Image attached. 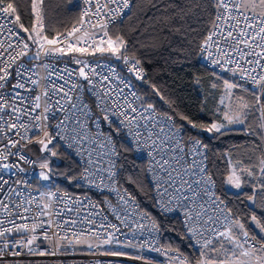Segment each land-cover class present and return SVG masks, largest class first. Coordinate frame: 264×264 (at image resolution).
Here are the masks:
<instances>
[{"label":"snow or ice","instance_id":"snow-or-ice-1","mask_svg":"<svg viewBox=\"0 0 264 264\" xmlns=\"http://www.w3.org/2000/svg\"><path fill=\"white\" fill-rule=\"evenodd\" d=\"M26 2L30 7L22 12L17 0H0V36H4L5 32L8 34L7 41L0 39V143L3 144L0 148V162H3L0 163V167L18 168L23 171L19 163L5 162L10 156L17 157L23 163L35 164L36 161L30 160L24 154V149L29 144L39 145L38 151L41 153H49L51 157L57 156V152L53 150L56 147L53 140L65 139L63 133L68 127L65 121L75 120L76 126L81 127L77 113L91 118L88 116L89 109L80 95L85 86L80 82L82 80L88 86V92L97 98V106L104 112V120L108 121L109 128L114 123L110 115L122 118L117 124V130L119 125L128 128L129 134L134 137L138 145H146L151 150L150 155L156 154L152 156V171L156 173L154 186L160 195L157 206L161 211H173L170 205L175 202L185 209V216L189 221H200L202 216L207 215L210 202L219 212L216 220L222 216L227 221L223 224V230L206 227L210 222L213 225L216 223L212 216H208L202 224L205 226L203 232H198L191 223L189 224V243L191 245L193 240L195 241L201 256L196 264H264V235L260 236L259 240L255 235H250L245 224L235 218L231 209H227V205L215 195L213 191L215 181L208 170L207 156L201 151V148L207 146L202 145L199 140H192V147L186 149L177 139L182 126L177 127L174 120V115H179L180 120H186L192 129L200 128L223 135L226 131L233 130L228 127L229 125H243L251 112L258 113L259 140L254 141L261 150L258 164L245 167L243 162H240L234 165L229 171L226 183L235 189H241L247 178H252L251 195L247 199L254 203L257 196H264V0H210L213 8L211 26L199 45L200 51L202 54L207 53L206 59L210 60L211 65L218 66L222 72H231L233 76L239 74L240 80L244 81V83L235 80L230 82L229 79L214 73L216 79L210 82V87L217 89L220 87L217 81H223L224 96L220 99V105H224L225 97L231 99L237 88L245 92L251 91L255 105L250 106L243 97H238L241 102L236 109L230 104L225 108L218 106L213 112L215 119L207 125L196 124L183 114L166 115L161 125L153 105L145 104L137 96L132 90L130 79L116 74L111 65L92 63L81 58L108 54L109 58L122 60L128 72L134 74L135 79L143 80L140 61L128 58L124 40L120 37L112 39L107 31L108 25L121 15L124 9L130 8V0H84V3L90 7L84 10L79 22L70 30L57 32L52 38H49L46 32V0H26ZM203 3H207V0H195V7H201ZM92 8L95 9L94 12L91 11ZM22 14L31 15L30 27L25 26L21 21ZM42 56L57 59L68 57L79 65V68L70 70L65 66L60 73H57L53 66L43 65L46 69H51L44 90L34 97L26 96L21 90L28 93L35 91L39 86V80L33 79L35 75L33 68L18 61L26 60L27 63H32ZM97 68H107L113 75H106L103 71L98 72ZM13 70L16 82L11 84ZM74 74L77 79H73ZM53 75L56 76V80L50 79ZM9 84H11V92L2 91ZM29 84L32 85L31 88L28 87ZM246 84H251L252 89L255 90L245 87ZM125 88L129 89L127 93ZM137 101H139L138 106ZM109 105L111 108L108 107ZM52 108L66 112L65 120L55 125L54 133L48 131L51 126L47 123ZM35 129L38 131H33ZM30 131H33L32 135H28ZM87 138L86 132H75L69 140L79 142ZM68 146L72 147V143L70 142ZM12 149L16 151L13 152ZM111 155L119 154L113 148ZM157 156L159 159L156 158ZM89 157L88 163L91 164V153ZM109 162L111 163V160ZM229 163H232L231 158ZM39 168L41 171L38 178L49 180L51 168L47 157L39 162ZM85 173H88L87 168ZM113 175L114 173L109 172L110 177ZM12 191L14 190H10V195ZM48 195L54 194L48 193ZM165 196L169 197L167 201L164 200ZM121 199L125 203L134 201V197L126 191ZM34 203L36 214L31 217L26 216L25 213L33 211ZM49 208L48 204L41 205L27 198L20 202L0 200V209L6 213V216L0 218V260L3 259L6 251L13 256L21 255L19 251L13 249L22 247L27 248L30 255L56 254L52 251L37 252L32 247L35 241L41 238L36 234L37 229L42 231V239L49 243L53 242L54 237L57 243L62 239H68L66 235L53 230L60 227V224L51 220L54 213ZM45 216L49 219H41ZM29 220L32 221L31 224L27 222ZM251 220L254 226L264 233V224L255 215ZM16 235L23 238L16 240ZM9 237H12L11 241ZM90 239L98 242L95 245L97 249L101 245L119 242L114 233L109 232L103 238L99 233H94L92 237L80 235L74 242L69 239L68 243L87 244L91 249L93 245L89 243ZM127 246L133 245L129 243ZM178 259L179 264H190L183 257Z\"/></svg>","mask_w":264,"mask_h":264},{"label":"built area","instance_id":"built-area-1","mask_svg":"<svg viewBox=\"0 0 264 264\" xmlns=\"http://www.w3.org/2000/svg\"><path fill=\"white\" fill-rule=\"evenodd\" d=\"M77 4L79 7L80 20L84 10L90 6L86 5L84 0H77ZM131 7L132 0H130V8L124 9L123 13L118 15L115 20L108 25L107 31L109 36V28L123 21L130 14ZM91 11L94 12L95 9L92 8ZM93 23H95L94 18ZM7 38L8 34L6 32L4 36H0V39H4L5 41H7ZM15 42L13 38V43ZM126 56L130 58L128 55ZM206 57L207 53L202 54L199 49L198 60L203 67L210 70L213 74L218 73L221 77L229 78L230 81L235 80L238 83H244V81L240 80L239 74L233 76L231 72H222L218 66L211 65L210 60L206 59ZM81 58L87 59L92 63L99 62L100 64L111 65L116 74L131 80L133 85L132 90H134L140 98L136 86L146 80V70L142 66L140 67L143 70L144 78L143 80H137L134 74L128 72L122 60L117 61L116 59L106 58L100 54H97L95 57L88 56ZM19 62H24L27 64V67L33 68L35 73L33 79L39 80V86L35 91L28 93L27 91L21 90L24 95H30L31 97L36 96L44 90V86L47 83L46 78H49L48 73L51 69H46L43 65L48 64L53 66L57 73H60L65 66L70 70L79 68V65L73 63L68 57L57 59L56 57L42 56L39 60H34L32 63H27L26 60L18 61V63ZM225 67H232V65H225ZM14 68L15 66H13V69ZM97 71H103L106 75H113L107 68H97ZM257 71H259V69H257ZM253 75H255V73H253ZM50 79L56 80V76L53 75ZM73 79H77L75 74L73 75ZM15 82L16 76L13 70L11 84ZM80 82L85 84L80 95L89 109L88 116L91 118L89 119L77 113L81 121V127L76 126L75 120L68 119L65 121L68 127L64 129L63 133L65 139L57 138L53 140V144L56 145L53 150L57 153L62 152L79 167V174L69 182L70 185L77 188L79 191L72 192L60 189L57 187L55 181L47 193H41L37 186L38 174L36 163L30 164L20 162L15 156H10L8 161L5 162L9 164L19 163L23 171H20L18 168L4 169L0 167V200H5L6 202L9 200L12 202H20L27 198L33 199L41 205L48 204L50 206L49 210L54 213L51 216V220L59 222L60 224V227L54 228L53 230L61 235H66L68 239H62L57 243L54 237L53 242L49 243L42 239V231L37 229L36 234L41 238L37 239L32 247L35 248L37 252H56L55 255H30L28 254L27 248L22 247L13 249V251H19L21 253L19 256L10 255L9 252L6 251L3 259L0 260V264H179V257H183L188 261L186 256L178 250L166 248L162 244L160 229L150 218L149 214L142 209L141 204L135 198L134 201H129L128 203H125L121 199L125 191L129 194L131 193L125 187L119 185L120 153L115 138L121 136L125 144L131 150L133 157L146 163L145 175L151 188L154 209L164 216L176 219L181 225L183 236L188 241L190 235L188 231L189 224L191 223L198 232H203L205 227L202 226L203 221L206 220L208 216H212L213 219L216 220L219 216L218 210L209 202L207 215L202 216L200 221H189L185 216V209L179 207L175 202L170 205V207L174 209L173 211H161L160 207L157 206L160 195L157 193V189L154 186L156 173L152 171V156L156 154L152 153L150 155L151 150L149 147L143 144L138 145L134 137L129 134L128 128L119 125V130H117V124L122 118L110 115V119L114 121V123L111 128H109L108 121L104 120V112L97 106V98L88 92V86L85 82L82 80ZM57 83H62V81H57ZM11 84L6 86L2 91L10 93L12 90ZM28 87L31 88L32 85L29 84ZM120 87H123V85H120ZM245 87H252V85L246 84ZM237 89L241 90L240 88ZM128 91L129 89L125 88V93ZM129 99H132V97H129ZM138 105L139 101H137V106ZM108 107L111 108V105ZM155 111L158 119H160L161 125L164 123L163 117L171 115L169 113ZM48 115L49 119L47 123L51 126L48 131L54 133L55 125L61 120H65L66 112L52 108V111ZM33 131H38V129ZM33 131H30L28 135H32ZM165 131H167V128H165ZM75 132H86L88 138L80 140L79 142L70 141L69 137L74 135ZM177 139L180 140L181 145L185 146L186 149L192 147V140H199L201 144L204 145L199 138L187 137L183 128ZM6 142L5 140L4 143ZM70 142L72 143V147L68 146ZM101 145H104V147H101ZM30 146L38 147L39 145L29 144L27 148ZM2 147L3 144L0 143V148ZM27 148L24 149V154L27 155L30 160L35 161L28 153ZM113 148L119 154L118 156L111 155ZM12 151L15 152L16 149H12ZM201 151L207 156L206 163L209 170L208 150L207 148H201ZM89 153H91V164L88 163L90 158ZM55 158L56 156L51 157V160L53 161ZM156 158L159 159L158 156ZM110 160L111 163L109 162ZM85 168L88 169V173H85ZM109 172L114 173V175L110 177ZM85 176L87 178H84ZM10 190H14L11 192V195L9 194ZM213 191L216 196H219L216 192V182L213 186ZM48 193H53L54 195L49 196ZM131 196L134 197L132 194ZM168 199L169 197H164L165 201ZM220 199L224 202V205H227L228 209L227 202L221 197ZM32 208L33 211L25 213L26 216L31 217L36 214L35 203L32 205ZM20 211H23V209H20ZM4 216H6V213L3 209H0V218ZM41 219L47 220L49 217L45 216ZM27 222L29 224L32 223L31 220ZM225 223H227V221L221 216L219 220H216L214 225L210 222L206 227H216L223 230V224ZM117 229L119 231H117ZM109 232L114 233L116 239L119 241L118 243L113 242L110 245H101L99 249L95 247L98 243L95 239H90L94 241L93 248L91 249H78L76 247L77 244L68 243L69 239L74 242L76 237L80 235L92 237L94 233H99L103 238ZM22 238L23 237L19 235L15 236L16 240ZM11 239L12 237H9V241H11ZM129 243L133 246H127ZM191 246L197 250L198 246L195 245L194 240Z\"/></svg>","mask_w":264,"mask_h":264},{"label":"trees","instance_id":"trees-1","mask_svg":"<svg viewBox=\"0 0 264 264\" xmlns=\"http://www.w3.org/2000/svg\"><path fill=\"white\" fill-rule=\"evenodd\" d=\"M17 3L22 12L30 7L26 0H17ZM212 13L210 0L201 7H195V0H132L130 14L109 28L114 40L117 37L124 40L126 55L139 60L146 70L145 82L136 86L145 104H152L162 113L183 114L196 124L207 125L215 119L213 112L219 106L223 81L218 80L220 87L212 89L210 82L216 77L198 60L199 45L210 29ZM21 21L30 27L32 17L22 14ZM78 21L77 0H46L45 24L49 38L69 30ZM104 57L109 58L108 55ZM234 91V97H243L250 106L255 105L251 91ZM174 120L178 127L182 126L187 137L199 138L207 146L209 170L216 182L217 194L227 202L233 216L245 224L250 235L259 240L264 233L254 226L251 217L255 215L264 224V196H257L254 203L247 199L251 195L252 178H247L238 191L228 190L226 183L231 169L229 158L233 165L240 162L245 167L258 164L261 150L254 142L259 140L258 113L251 112L242 126L230 127L233 130L223 135L192 129L186 120H180L179 115H174ZM115 139L120 153L119 185L134 196L160 229L162 244L178 250L190 264H196L201 256L183 236L180 223L153 207L152 192L145 175L146 163L133 157L121 136ZM53 165L59 176L57 187L79 191L69 184L79 174V167L62 152L57 153Z\"/></svg>","mask_w":264,"mask_h":264},{"label":"rangeland","instance_id":"rangeland-1","mask_svg":"<svg viewBox=\"0 0 264 264\" xmlns=\"http://www.w3.org/2000/svg\"><path fill=\"white\" fill-rule=\"evenodd\" d=\"M111 37V35H110ZM113 39V38H112ZM104 55H108V54H104ZM103 55V56H104ZM224 96V90L222 92V95L220 96V99L221 97ZM241 101L239 99H237L236 97L232 96L231 99L225 97V100H224V105H220V100H219V107L220 108H225L226 105H231L233 109H236L237 105L240 103ZM217 110V108H216ZM242 125H239V124H236V125H229L228 127L230 128H235V127H240ZM40 146H30L27 148V151L28 153L34 158V160L36 161V170H37V174H38V177H39V173L41 171V169L39 168V162L47 157L48 158V163L50 165V168H51V173H50V179L47 180V181H44V180H40L38 178V181H37V186L39 188V190L41 191V193H47L51 187V185L58 179V174L56 173V168L54 167L53 165V161L51 160V156L49 153H41L40 151H38ZM49 147H52V145H50ZM234 165H237V164H234ZM233 164H230V168L234 166ZM227 188L228 190L230 191H238L240 189H235L233 188L232 186L230 185H227ZM89 243H91L92 245H94V241L93 240H89ZM78 249L80 248H84V249H87L89 248L87 246V244H80V245H77L76 246Z\"/></svg>","mask_w":264,"mask_h":264},{"label":"water","instance_id":"water-1","mask_svg":"<svg viewBox=\"0 0 264 264\" xmlns=\"http://www.w3.org/2000/svg\"><path fill=\"white\" fill-rule=\"evenodd\" d=\"M117 61H119V60H117ZM56 160H58V159H56ZM59 164V162L58 161H56V165H58Z\"/></svg>","mask_w":264,"mask_h":264}]
</instances>
